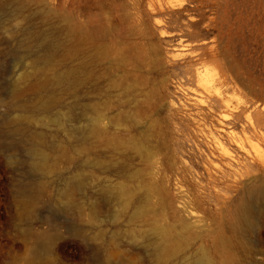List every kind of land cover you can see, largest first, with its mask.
<instances>
[{"label":"rangeland","instance_id":"rangeland-1","mask_svg":"<svg viewBox=\"0 0 264 264\" xmlns=\"http://www.w3.org/2000/svg\"><path fill=\"white\" fill-rule=\"evenodd\" d=\"M0 264H264V0H0Z\"/></svg>","mask_w":264,"mask_h":264},{"label":"bare ground","instance_id":"bare-ground-1","mask_svg":"<svg viewBox=\"0 0 264 264\" xmlns=\"http://www.w3.org/2000/svg\"><path fill=\"white\" fill-rule=\"evenodd\" d=\"M198 78H200V76H198ZM212 100L216 101L215 99ZM192 101L193 102H191V106H199L200 111L205 105L204 102L195 97H193ZM198 114L202 116L201 112ZM228 118L229 117H223L222 120L218 123L220 125H225V122L228 120ZM192 123L194 124V128H196L198 131L203 130L200 127V123L198 121L195 120L192 121ZM211 139L213 141V146L212 148H210V157H207V162L204 165V171L207 175L206 183L204 185L196 184V188L193 191L189 192L188 204H194L199 202L206 203L205 200H207L211 202L212 205L216 207V209L220 210L222 209L225 200H228L231 195L237 193L240 188L244 187L243 181L248 176V167L247 165H243L244 170L239 172L238 177H234L231 169L232 164L227 160L229 155L227 154L226 149L219 140H215L214 137H211ZM246 141L247 138L245 137L243 139L239 138L236 141V145L239 151L242 152V150H244V144L246 143ZM153 158V154H151V156H149L148 158V160L152 164L154 161ZM215 161H218L219 164L215 163ZM243 189H245V187ZM222 191L224 192V194L220 196V192ZM235 213L239 221L244 224L247 223L248 217L245 204L239 203L236 207ZM164 239L168 242H173L172 237H169L166 234H164Z\"/></svg>","mask_w":264,"mask_h":264}]
</instances>
